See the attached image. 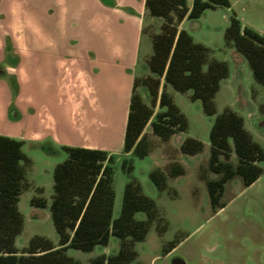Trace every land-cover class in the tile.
Returning <instances> with one entry per match:
<instances>
[{
	"label": "rangeland",
	"instance_id": "1",
	"mask_svg": "<svg viewBox=\"0 0 264 264\" xmlns=\"http://www.w3.org/2000/svg\"><path fill=\"white\" fill-rule=\"evenodd\" d=\"M229 1L230 8L209 9L201 19L184 24L195 42L210 49L208 62L228 64L231 80L216 94V115L205 113L202 101L192 98L193 91L180 93L166 86L165 91L185 115L188 129L164 141L149 125L151 151L140 158L134 151L124 150L129 101L134 81L152 75L148 66L152 36L161 32L164 20L143 11V0H114L122 3L118 12H123L111 19L99 14L95 0H0L6 17L25 31L26 44L45 47L38 52L32 49L33 55L29 51L21 92L17 93L15 81L12 85L6 79L0 82V135L25 140L23 151L30 161L19 202L24 216L16 242L20 251L35 236L59 242L51 212L53 174L68 157L63 147L71 146L103 150L112 157L114 220L121 214L129 181L123 170L125 161V170L133 166L132 177L155 201L158 218L146 239L135 244L138 257L134 264H264V166L260 179L251 186L240 176L229 180L217 207L212 205L208 189L210 181L221 178L210 170V133L217 116L226 109L244 118L246 129L264 149V87L255 81L247 58L225 41L232 16L264 36V0ZM101 22L112 32L99 35ZM50 43L52 48L47 46ZM100 48L106 54L103 60L97 59ZM239 72L242 77L237 80ZM84 76L89 77L91 88L88 102H97V110L91 106L78 111L66 102L69 86L78 92ZM138 93L151 105L146 86H140ZM19 112L22 119L12 120L11 115ZM187 138L201 141L203 151L193 156L182 153ZM231 145L230 159L222 156L221 161L237 168L239 159L232 141ZM172 163H180L185 174L168 178L166 189L159 191L150 174L157 169L167 174ZM39 200H46L47 207L32 205ZM135 217L147 220L145 212ZM120 245L121 240L112 237L107 247L98 245L92 252L69 249L66 254L81 264H92L101 255L117 254Z\"/></svg>",
	"mask_w": 264,
	"mask_h": 264
},
{
	"label": "trees",
	"instance_id": "2",
	"mask_svg": "<svg viewBox=\"0 0 264 264\" xmlns=\"http://www.w3.org/2000/svg\"><path fill=\"white\" fill-rule=\"evenodd\" d=\"M231 7L229 0H146L151 16L164 20L161 32L152 36L153 54L148 60L152 75L134 81L125 131L124 150L144 158L151 151V144L144 131L155 114L158 101L164 112L156 115L152 129L156 136L167 141L173 135L185 132L188 121L173 98L165 90L160 94L162 81L165 87L185 93L193 91L192 98L201 100L207 115H216L215 97L222 80L229 75L225 62H208L210 49L196 43L180 23L198 19L209 9ZM227 46H233L244 55L252 69L255 81L264 87V36L232 16L225 33ZM208 65L207 70L204 67ZM148 88L151 105L138 93L140 86ZM13 119V116L11 115ZM210 170L220 174L219 180L208 183L211 203L220 205L225 184L235 176L242 177L246 186L253 185L263 174L264 149L245 128L244 118L230 109L217 116L210 133ZM233 142L239 165L234 168L223 163L221 157L230 159ZM23 141L0 135V264H81L69 257L68 249L92 252L98 245L107 246L111 236L121 240L117 254L101 255L92 264H134L138 257L135 244L146 239L159 210L153 199L143 193L139 181L132 177L133 166L123 170L129 177L125 186L121 214L113 219L115 191L113 187L112 157L99 149L64 146L67 159L54 169V195L51 212L59 235V246L43 236H35L29 246L20 251L16 246L24 228V216L19 202L26 179V166L30 162L23 151ZM204 145L194 138H187L181 151L197 155ZM185 174L180 163H172L168 173L157 169L150 177L159 191L167 187L168 178ZM47 207L46 200L32 204ZM138 212H145L147 220L136 219ZM165 232V229L160 231ZM172 251L169 250L168 253Z\"/></svg>",
	"mask_w": 264,
	"mask_h": 264
},
{
	"label": "crops",
	"instance_id": "3",
	"mask_svg": "<svg viewBox=\"0 0 264 264\" xmlns=\"http://www.w3.org/2000/svg\"><path fill=\"white\" fill-rule=\"evenodd\" d=\"M193 2H194V0H188L189 8H192ZM118 3L114 2V0H95L94 6H95L96 10L99 12V14H101L102 17H108L111 19L113 17V15L123 12L121 10H120L121 12L120 11L118 12L120 5L122 4L121 2H118ZM142 7H143V11H145V12L148 11L146 8V0H143V6ZM206 12H207V10L202 14V16ZM202 16L200 18H198V20L201 19ZM125 18L127 20L131 19V17H127V16H125ZM134 20L136 21V18H134ZM186 20H191V19H188V18L184 19L180 23V26H179L180 30L186 31V29L184 28V24H185ZM121 21H123L122 18H121ZM131 21H129V22L131 23ZM241 23H242V21H241ZM126 24H128V23H126ZM242 26L244 28L248 27V26H245L243 23H242ZM112 30L113 29L108 28L105 25V23L101 22L98 25L97 33L99 35L100 34L105 35L108 31L112 32ZM24 32L25 31H23V29L21 27H19V25L16 22L14 23L8 16L6 17V12L2 9V6L0 4V56H1L0 62H2V61L4 62L3 63L4 66H0V67H3L0 70V82L4 79L9 81L10 84L15 81L17 83V87H18L17 93L21 92L22 81L26 77L25 76V69H23V66L26 64V61H25L26 58L28 56H31V54L33 53L32 52L33 50L38 52V51H43V49L45 48L42 45L39 46L38 44L35 45V47H34V45L28 46L26 44V40H25L26 38H24V36L22 35V34H24ZM134 32L137 33V29ZM110 36H111V34H110ZM193 39H194V37H193ZM200 44H202V43H200ZM47 46L52 48L53 44L50 43V44H47ZM30 50H31V54L29 53ZM105 55H106L105 52L103 54V49L100 48V53L97 55V59L103 60V59H105ZM237 77H238L237 80H239L242 77V74L239 72ZM230 80L231 79H230V73H229L228 77L226 79L222 80L220 90H221L222 86H225L226 84H228V82ZM82 81H83V83H82L83 85L80 86L81 88L79 87L78 92H77L76 87H74V86L70 87L68 85L69 86V89H68L69 94L66 96L67 104H70L72 106V108L74 107V109L78 110V111L80 110V111L85 112L86 108H89L91 106L93 108H95V110H97V106H96L97 102L92 101L91 104L88 102V98H89L90 93H91V88L89 87V77H86V76L82 77ZM163 81H164V79H163ZM163 87L165 90V88H167L168 86L165 87V84H163ZM170 87L171 86H169V88ZM171 96H172V94H171ZM130 101H129V107H130ZM164 111H165V109L160 107V102L158 101L157 106L155 107V114L152 117L150 123L147 125V127L149 125L152 126V123L156 120V115L159 112H164ZM31 112H34V110L32 109ZM16 119H18V120L22 119V115L20 112L17 113L16 116H14L12 120H16ZM147 127L144 131V134H146V135H148V133L146 132ZM245 128H246V123H245ZM20 141H23L24 144L26 142L25 140H22V139ZM112 237H115V236H111L110 242L112 241ZM53 243H54L56 248H60L59 242L58 243L53 242ZM107 246H105V247H107ZM104 255H107V254H104Z\"/></svg>",
	"mask_w": 264,
	"mask_h": 264
},
{
	"label": "water",
	"instance_id": "4",
	"mask_svg": "<svg viewBox=\"0 0 264 264\" xmlns=\"http://www.w3.org/2000/svg\"><path fill=\"white\" fill-rule=\"evenodd\" d=\"M177 264H184L183 262H179V263H177Z\"/></svg>",
	"mask_w": 264,
	"mask_h": 264
}]
</instances>
